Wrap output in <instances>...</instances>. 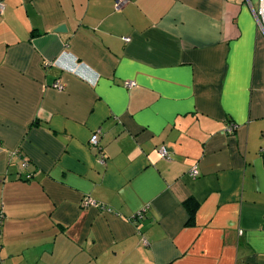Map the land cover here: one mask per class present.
Returning a JSON list of instances; mask_svg holds the SVG:
<instances>
[{
  "label": "crops",
  "instance_id": "obj_1",
  "mask_svg": "<svg viewBox=\"0 0 264 264\" xmlns=\"http://www.w3.org/2000/svg\"><path fill=\"white\" fill-rule=\"evenodd\" d=\"M126 1L0 0V264H264L258 0Z\"/></svg>",
  "mask_w": 264,
  "mask_h": 264
},
{
  "label": "built area",
  "instance_id": "obj_2",
  "mask_svg": "<svg viewBox=\"0 0 264 264\" xmlns=\"http://www.w3.org/2000/svg\"><path fill=\"white\" fill-rule=\"evenodd\" d=\"M126 2H127L126 0H117V3H116L117 5L116 6L118 8H120ZM3 8L4 7H3L2 3H0V11H2ZM254 17H255L258 29L264 34V0H258V7H257V10L254 11ZM126 86L127 87H133L134 84L133 83H127ZM54 87L57 88V89H61V86L58 85V84H55ZM234 130H235V126L231 125V126H229L227 128V133L229 135H231ZM89 146H90V148H92L93 150H95L97 152V155H99L98 159H99L100 162H102V159H103L102 149H101V147L99 145L97 135H92L90 137ZM158 153H159V156H160L161 159H168L169 158L168 150L165 147H163V146L158 149ZM25 165L26 164L24 163L23 167ZM189 174H190V176L192 178H194V177H196L198 175L197 169H196L195 166L191 168V171L189 172ZM83 206L84 207H98L101 210L109 211L108 209H105L104 207L95 204L93 201H91L89 199H86V200L83 201ZM143 212H144V210L139 212L137 214V216L141 217Z\"/></svg>",
  "mask_w": 264,
  "mask_h": 264
},
{
  "label": "trees",
  "instance_id": "obj_3",
  "mask_svg": "<svg viewBox=\"0 0 264 264\" xmlns=\"http://www.w3.org/2000/svg\"><path fill=\"white\" fill-rule=\"evenodd\" d=\"M185 203H186L185 205H186V207H187V209L189 211V216H191L193 211H194V208H195V203L192 202V201H187Z\"/></svg>",
  "mask_w": 264,
  "mask_h": 264
},
{
  "label": "water",
  "instance_id": "obj_4",
  "mask_svg": "<svg viewBox=\"0 0 264 264\" xmlns=\"http://www.w3.org/2000/svg\"><path fill=\"white\" fill-rule=\"evenodd\" d=\"M61 28L55 30L56 33H60Z\"/></svg>",
  "mask_w": 264,
  "mask_h": 264
},
{
  "label": "rangeland",
  "instance_id": "obj_5",
  "mask_svg": "<svg viewBox=\"0 0 264 264\" xmlns=\"http://www.w3.org/2000/svg\"><path fill=\"white\" fill-rule=\"evenodd\" d=\"M254 1L256 2V0H253V3H254Z\"/></svg>",
  "mask_w": 264,
  "mask_h": 264
}]
</instances>
